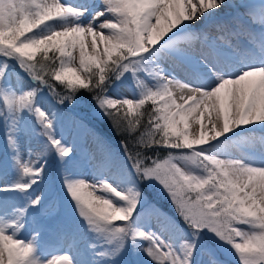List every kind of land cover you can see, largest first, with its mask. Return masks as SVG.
Here are the masks:
<instances>
[{
    "label": "snow or ice",
    "instance_id": "snow-or-ice-1",
    "mask_svg": "<svg viewBox=\"0 0 264 264\" xmlns=\"http://www.w3.org/2000/svg\"><path fill=\"white\" fill-rule=\"evenodd\" d=\"M77 107L121 138L82 158ZM229 257L264 264V0H0V264Z\"/></svg>",
    "mask_w": 264,
    "mask_h": 264
},
{
    "label": "rangeland",
    "instance_id": "rangeland-1",
    "mask_svg": "<svg viewBox=\"0 0 264 264\" xmlns=\"http://www.w3.org/2000/svg\"><path fill=\"white\" fill-rule=\"evenodd\" d=\"M82 110L81 108L77 107L73 109L68 115L65 116V138L70 142L76 144L82 153V158L85 157L87 154H90L92 151H94V145L92 142V135L89 132H86V130H78L75 125L74 121H77L76 117H73V115L82 116ZM92 116V115H90ZM97 163L96 160H90V159H83V163L81 165V171H84L85 174H88L92 170V166ZM58 187V180L55 181V183L50 182L48 185V194L55 197L56 196V189ZM153 208L147 206V211L151 212ZM152 223H155V217H151ZM230 260H233L234 258L229 257Z\"/></svg>",
    "mask_w": 264,
    "mask_h": 264
},
{
    "label": "trees",
    "instance_id": "trees-1",
    "mask_svg": "<svg viewBox=\"0 0 264 264\" xmlns=\"http://www.w3.org/2000/svg\"><path fill=\"white\" fill-rule=\"evenodd\" d=\"M83 115V110H80ZM70 113V112H68ZM68 113L65 114L68 115ZM77 120L81 118V116L73 115ZM86 124V132L92 133L96 132L105 137V139L111 143L115 144L121 137L117 135V133L112 130V126L110 122L106 118L93 117L89 115L88 120H85ZM148 207L159 209L161 212L167 213L168 215H174L172 210V205L169 202L167 196L162 192H157L152 196H149V204ZM234 264V262H233Z\"/></svg>",
    "mask_w": 264,
    "mask_h": 264
},
{
    "label": "bare ground",
    "instance_id": "bare-ground-1",
    "mask_svg": "<svg viewBox=\"0 0 264 264\" xmlns=\"http://www.w3.org/2000/svg\"><path fill=\"white\" fill-rule=\"evenodd\" d=\"M177 95H179V93H177ZM194 128H198V125H193Z\"/></svg>",
    "mask_w": 264,
    "mask_h": 264
}]
</instances>
